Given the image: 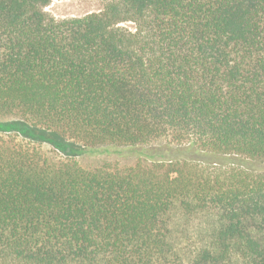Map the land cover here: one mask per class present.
Wrapping results in <instances>:
<instances>
[{
    "label": "trees",
    "instance_id": "16d2710c",
    "mask_svg": "<svg viewBox=\"0 0 264 264\" xmlns=\"http://www.w3.org/2000/svg\"><path fill=\"white\" fill-rule=\"evenodd\" d=\"M105 1L0 0V264H264V0Z\"/></svg>",
    "mask_w": 264,
    "mask_h": 264
},
{
    "label": "rangeland",
    "instance_id": "374dc122",
    "mask_svg": "<svg viewBox=\"0 0 264 264\" xmlns=\"http://www.w3.org/2000/svg\"><path fill=\"white\" fill-rule=\"evenodd\" d=\"M106 5L105 0H52L51 4L46 7L45 11L50 16L55 17L58 20H64V19H70V18H77V17H83L91 13H97L103 10V8ZM110 161L113 162H122L126 164L133 163L136 158L134 157H127V158H119L116 155H113L111 157H108ZM255 168L260 171L261 173H264V162L263 163H257L254 164ZM198 222L190 223V229L192 230V233L189 235L190 239L192 236V239L188 241V233L185 234L183 244L185 246V252L188 254V243L191 248L195 246V244L200 242V234L196 235L193 234V229L198 230L196 227ZM205 225V224H204ZM185 228L188 229V222H186ZM188 231V230H187ZM199 236V237H197Z\"/></svg>",
    "mask_w": 264,
    "mask_h": 264
}]
</instances>
